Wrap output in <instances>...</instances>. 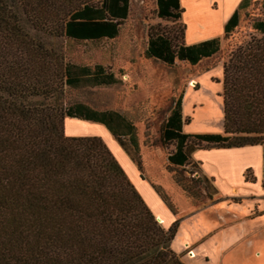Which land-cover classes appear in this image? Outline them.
I'll use <instances>...</instances> for the list:
<instances>
[{"label": "trees", "instance_id": "1", "mask_svg": "<svg viewBox=\"0 0 264 264\" xmlns=\"http://www.w3.org/2000/svg\"><path fill=\"white\" fill-rule=\"evenodd\" d=\"M249 2L239 0L223 23L222 39ZM154 5L157 18L178 19L177 0H154ZM258 5L264 11V0ZM126 10L127 0H0V264H182L168 247L173 222L154 221L101 140L62 134L64 117L101 124L143 178L131 122L116 111L82 103L63 108L29 103L55 93L50 86L56 81L96 87L114 79L99 65L63 61L41 38L26 36L22 18L46 37L93 42L113 39ZM249 26L256 37L229 50L221 62V134L182 133L178 95L158 133L161 144L172 146L165 156L169 166L192 164L193 142L235 148L264 141V21ZM181 32L177 25L178 39ZM174 41L160 33L148 36L144 58L193 66L218 50L217 38L187 46ZM261 162L264 175V148ZM242 178L249 180L245 172Z\"/></svg>", "mask_w": 264, "mask_h": 264}, {"label": "rangeland", "instance_id": "2", "mask_svg": "<svg viewBox=\"0 0 264 264\" xmlns=\"http://www.w3.org/2000/svg\"><path fill=\"white\" fill-rule=\"evenodd\" d=\"M202 1H197L195 10L190 9L189 0H181L183 3L179 7L183 9L181 15L185 23L205 21L206 34L216 29L219 13L217 7L204 8ZM253 20L264 21V11L256 0H250L243 15L238 16L235 30L221 39L219 51L193 66L178 61L165 65L144 58L142 52L150 35L165 34L175 38L173 43L178 42V24L157 18L154 0H127L125 18L117 26L116 36L110 40L81 42L61 35L46 37L32 30L27 20L22 18L19 23L26 36L41 38L59 52L63 61L88 68L99 65L104 73L111 74L112 84L96 87L83 84L69 87L56 81L50 86L55 93L32 97L29 103L36 108L49 107L52 103L61 108L82 103L95 110L116 111L131 122L143 176L139 178L136 174V180L141 184L134 181L135 185L139 191L144 188L157 197L151 185L173 210L174 214H171L163 207L167 214L162 211L169 218L164 226L174 224L168 247L182 264H264V191L244 192L243 195L217 193L195 163L169 166L165 156L172 146L161 144L158 139L161 124L178 95L185 120L184 132H220L221 62L229 50L243 44L249 36L256 37L249 26ZM71 121L66 124L67 131ZM57 127L62 132L61 125ZM106 146L115 161L118 157L117 163L121 164L128 180L129 170L124 168L121 154L112 142L107 141ZM217 153L225 154L223 151ZM211 154L214 153L204 154V157ZM211 171L221 172L217 168ZM223 175L228 179L227 186L236 187L233 185L236 175ZM175 180L180 181L184 190ZM260 184L264 188V179ZM145 206L149 207L148 204Z\"/></svg>", "mask_w": 264, "mask_h": 264}, {"label": "crops", "instance_id": "3", "mask_svg": "<svg viewBox=\"0 0 264 264\" xmlns=\"http://www.w3.org/2000/svg\"><path fill=\"white\" fill-rule=\"evenodd\" d=\"M197 1L199 3V0H189L191 10L196 9L195 7L197 4ZM256 1L258 2L259 0H256ZM202 2H204V8L208 9L210 7L212 8L217 7L219 15H218V22H217L216 29L213 32L205 34V27H206L205 21L200 22L197 20L195 22L189 21L185 23L181 15L183 9L179 7V5L183 2H181V0H177V4H178V7L180 8V12H179L178 19L175 22L176 24L182 26V32H181V35L179 36L177 43L182 46H187L191 44H196L206 39L217 38L218 39V50L215 52L217 53L220 49V41L222 39V34H223L222 33L223 23L226 20V18L230 15V13L236 8V5L239 2V0H204ZM243 11H240L238 15L242 16ZM181 22H184V23L181 24ZM178 62H183V61H178ZM64 118H65L64 123H62L63 124V132H62L63 136H95L101 140V142L104 144L105 147H107L106 146L107 141H110L112 142V144H114L116 150L122 156L121 158L123 159L124 168L126 167L129 170V171L126 170L129 175L128 182L131 184L133 189L137 192V194L139 195L143 203L145 205L147 204L149 205V207L148 206L147 207L149 208L148 210L151 212L153 217H155L156 219H159L161 223L165 225L164 223H166V221L169 219L165 215L167 214V210H165L166 208L163 206V204L159 202L157 197H155L154 195H150L146 189L141 188V190L139 191V188L137 187V185H135L134 181H137V183L139 184L141 183L139 182L140 180H136L138 179L136 175L137 171L133 163L129 160L128 156L125 154L122 148L118 146L117 142L109 134V132L99 123H95L91 121H84V120H77L73 118H72L73 121H71L68 124V131H67L66 124L68 121L71 120V118H66V117ZM74 120H77L79 122L74 121ZM180 120H181L180 131L182 133L191 134V135L201 134V133H188L182 130L183 123L185 122L183 121L184 119L181 113V106H180ZM83 123H85L88 126V129H86V125ZM85 129L86 131L81 133L82 132L81 130H85ZM96 130H99V131H96ZM217 134H221V130ZM123 138H125V136H123ZM193 143H194V146L188 154L189 161L192 163H195L198 166L199 171L202 174V176L205 177L207 180H209V182L213 186L214 190L217 191V193L224 194V195L234 194V193L243 195L244 192L254 193L257 190L264 191V188H262L260 184V181L264 179V175H262V162H261V154L264 148V141H262L260 144L246 145V146L235 147V148H215L211 144H205L204 142H198V143L193 142ZM198 144H200L201 146L209 145V147H206V148L200 147L198 146ZM222 151L225 153L222 156L219 155L220 153H217V152H222ZM210 153H214V154L208 155V158L204 157V154H210ZM117 161H118V157H117ZM120 165L118 164L119 167ZM213 168L214 169L217 168L222 173L218 171H211V170H214ZM244 172L249 174L248 176L249 180L247 181L243 180L242 178V174ZM223 173H226L229 175L233 174L237 176L236 179L234 178L235 184H233L234 186L236 185V187L230 186L229 184L227 186L226 181L228 179L227 177L225 178ZM141 193L144 195V198L142 197ZM162 209L165 212V214L162 211Z\"/></svg>", "mask_w": 264, "mask_h": 264}, {"label": "bare ground", "instance_id": "4", "mask_svg": "<svg viewBox=\"0 0 264 264\" xmlns=\"http://www.w3.org/2000/svg\"><path fill=\"white\" fill-rule=\"evenodd\" d=\"M192 84H193V83H192ZM192 84H191V86H192ZM157 222H158V223H161V221H160L159 219H157ZM191 255L194 257V254H191ZM193 257L190 256V258H193Z\"/></svg>", "mask_w": 264, "mask_h": 264}, {"label": "water", "instance_id": "5", "mask_svg": "<svg viewBox=\"0 0 264 264\" xmlns=\"http://www.w3.org/2000/svg\"><path fill=\"white\" fill-rule=\"evenodd\" d=\"M154 221H155V222H157V219H156V218H154Z\"/></svg>", "mask_w": 264, "mask_h": 264}]
</instances>
